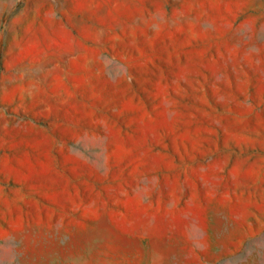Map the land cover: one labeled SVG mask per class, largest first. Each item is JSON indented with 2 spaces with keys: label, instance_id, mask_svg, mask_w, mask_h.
Instances as JSON below:
<instances>
[{
  "label": "rangeland",
  "instance_id": "1",
  "mask_svg": "<svg viewBox=\"0 0 264 264\" xmlns=\"http://www.w3.org/2000/svg\"><path fill=\"white\" fill-rule=\"evenodd\" d=\"M0 264H264V0H0Z\"/></svg>",
  "mask_w": 264,
  "mask_h": 264
}]
</instances>
